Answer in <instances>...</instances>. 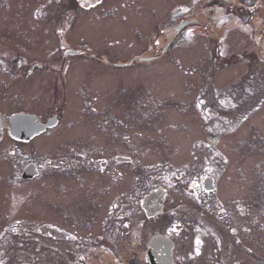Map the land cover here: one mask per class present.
<instances>
[{"label": "rangeland", "instance_id": "1", "mask_svg": "<svg viewBox=\"0 0 264 264\" xmlns=\"http://www.w3.org/2000/svg\"><path fill=\"white\" fill-rule=\"evenodd\" d=\"M79 6L78 0H0V118L6 124L28 109L41 121L60 115L59 125L33 146L0 144L4 259L17 263L23 251L25 260L59 264L49 249L50 228L66 229L71 213L89 223L103 196L114 192L130 234L143 224V198L159 187L168 193L166 209L182 206L199 215L218 208L193 201L189 184L170 188L179 167L185 181L202 183L211 173L223 208L234 212L241 204L264 213V0ZM76 149L89 161L130 162L104 177L88 173L80 184L63 169L53 174L49 160L64 162ZM29 163H43L44 180H21V164ZM52 203L63 207L52 214L44 208ZM198 219L210 224L209 216ZM259 220L264 224V214ZM24 226L37 227L33 240L14 234ZM58 247L65 253L66 244Z\"/></svg>", "mask_w": 264, "mask_h": 264}, {"label": "flooded vegetation", "instance_id": "2", "mask_svg": "<svg viewBox=\"0 0 264 264\" xmlns=\"http://www.w3.org/2000/svg\"><path fill=\"white\" fill-rule=\"evenodd\" d=\"M21 114L35 116L30 113L29 109ZM9 127V122L4 124L0 120V144L5 139L13 143ZM31 130H34L32 121L30 125H26L25 129L18 131L20 139L31 138L33 134ZM51 130L53 129H48L42 135L37 136L43 137ZM38 137L19 142L23 147L33 146L34 142L39 139ZM72 154L64 162H55L50 159L48 164L50 170L54 171L53 174L63 169L68 176L76 178L79 184L84 183L88 173H96L104 177L109 169L118 170L119 164H121L120 156L115 158V162L113 161L114 158L95 162L89 161L87 154L85 152L80 153L77 149ZM114 163L117 166H114ZM22 164L21 180L23 182L34 184L41 182L40 172L46 168L43 163L34 164L35 166L31 165L33 163ZM213 168L214 173L216 167ZM178 177L179 180H175L170 188L177 187L178 184H189V194H191L190 197L193 198V201L198 204L202 202L209 204L210 201H214V206L218 204V208H208L204 214L203 211L199 212L200 216H209L210 224H202L204 225L202 226V222L198 219L199 215H196L194 209H187L182 206L177 209H166L165 205L161 209L156 208L157 194H152L146 201L148 208H143V202H141L143 224L138 225L137 232L133 231L130 234L128 226L122 224L120 220L121 215L126 216V208L121 209V200L119 197H115L114 192L107 197L103 196L101 207L95 208L93 213L88 215L89 223L79 221L77 217L80 215L71 213L66 219L69 221L66 229L50 228L51 243L54 246L49 248L52 257L55 261L59 259V264H242L243 260L246 261L248 258L253 263L264 264V242H262L264 240V224H261L259 220V214L264 213L258 210L256 214H252L250 208L241 204L237 205L234 212L229 211L216 201L214 197L217 191L215 183L213 193L206 194L204 191V183L208 178L200 183L192 179L185 181V177H180V173H178ZM51 178L54 179L55 177L51 176ZM67 183L72 184V182ZM68 188L71 189L72 187ZM103 189L105 191V185ZM110 191L111 189L107 190V192ZM193 191H199V195ZM167 196L168 193L165 197L167 198ZM62 207L56 203L44 206L45 210L52 214L59 212L58 210H61ZM80 217L81 220L84 219L85 221L83 214ZM198 221L199 223H197ZM220 222L224 223L222 231L217 230ZM147 226H151V229L146 232ZM36 228L26 229L24 226L23 230H18L14 234L17 237H22L24 241L33 240L32 235L38 231ZM254 228L256 229L254 230ZM79 233H89L91 236L83 237ZM95 234L97 235L95 236ZM95 237L97 238L94 239ZM34 242L38 243L36 240ZM62 243L66 244L65 253L58 247ZM254 244L258 245V252L254 251ZM206 249H208L207 256H205ZM3 250L0 248V255H2L0 256V264H9V261L4 259ZM25 256L26 254L20 251V262L13 264H37L35 257L32 256L31 260H25Z\"/></svg>", "mask_w": 264, "mask_h": 264}, {"label": "water", "instance_id": "3", "mask_svg": "<svg viewBox=\"0 0 264 264\" xmlns=\"http://www.w3.org/2000/svg\"><path fill=\"white\" fill-rule=\"evenodd\" d=\"M92 0H89V2H91ZM94 1H100V0H94ZM182 30V27L180 28V31ZM12 131H13V133H12V135L14 136V137H16L17 138V134H15V132L18 130V129H20L21 128V126L24 124V119H23V117H14V118H12ZM158 197L159 196H161L160 195V193H158V195H157ZM158 201H160V197H159V199H158Z\"/></svg>", "mask_w": 264, "mask_h": 264}]
</instances>
